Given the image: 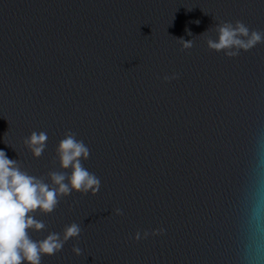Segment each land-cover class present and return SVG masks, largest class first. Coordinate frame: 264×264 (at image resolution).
I'll use <instances>...</instances> for the list:
<instances>
[{
  "label": "water",
  "instance_id": "95a60500",
  "mask_svg": "<svg viewBox=\"0 0 264 264\" xmlns=\"http://www.w3.org/2000/svg\"><path fill=\"white\" fill-rule=\"evenodd\" d=\"M223 20L264 0H0V149L50 183L71 131L101 182L36 210L33 239L81 227L41 264H264V42L209 49Z\"/></svg>",
  "mask_w": 264,
  "mask_h": 264
},
{
  "label": "clouds",
  "instance_id": "9594fccd",
  "mask_svg": "<svg viewBox=\"0 0 264 264\" xmlns=\"http://www.w3.org/2000/svg\"><path fill=\"white\" fill-rule=\"evenodd\" d=\"M214 28L216 38L207 39V47L223 51L229 57L264 42V30L250 29L240 20L219 21ZM188 46L190 44L186 43L185 47ZM46 140V132L32 131L23 143L31 155L38 158L46 147ZM89 155L90 149L83 140L77 139L71 131L65 132L55 147L60 170L48 173L49 183L23 170L18 160L9 158L0 149V264H21V261L41 264L42 257L54 255L70 238L80 235L81 227L76 222L65 225L61 232H49L38 240L33 239L28 230L39 231L45 227L35 218L36 210L51 213L64 196L71 193L95 195L98 192L100 178L83 164ZM114 213L120 215L121 210L114 209ZM139 238L140 233H135L133 239ZM72 251L81 254V249L75 245Z\"/></svg>",
  "mask_w": 264,
  "mask_h": 264
}]
</instances>
